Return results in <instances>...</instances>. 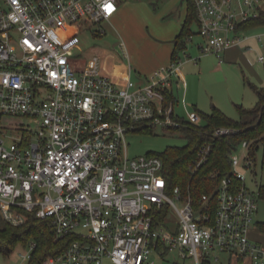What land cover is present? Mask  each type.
<instances>
[{
  "label": "built area",
  "instance_id": "2783aa9c",
  "mask_svg": "<svg viewBox=\"0 0 264 264\" xmlns=\"http://www.w3.org/2000/svg\"><path fill=\"white\" fill-rule=\"evenodd\" d=\"M195 1L199 47L222 62L223 52L246 39L238 26L261 0ZM118 7L119 0H0V118L35 124L29 130L0 120V213L13 224L35 213L49 220L56 241L73 237L44 264H157L176 249L195 264H211L218 252L264 264L263 245L250 235L261 190L238 170L254 165L250 141H242L245 159L231 154L232 175L219 183L215 205L210 194L196 202L171 187L160 154L130 156L129 132L199 124L203 116L175 112L174 85L185 80L180 57L145 83L132 78L131 65L121 81L102 70L100 55L78 59L83 34H105L102 23ZM211 147H199L195 167Z\"/></svg>",
  "mask_w": 264,
  "mask_h": 264
},
{
  "label": "rangeland",
  "instance_id": "374dc122",
  "mask_svg": "<svg viewBox=\"0 0 264 264\" xmlns=\"http://www.w3.org/2000/svg\"><path fill=\"white\" fill-rule=\"evenodd\" d=\"M259 5L264 7V0H261ZM186 14L185 0H119L116 17L112 22L106 20L102 23L106 30L105 34L94 35L90 31L83 34V50L78 59L85 60L100 55L102 70L116 80L128 77L131 65L132 78L136 82L145 83L147 70L153 67L167 47L170 48L173 44ZM94 27L100 25L96 24ZM192 30L197 32L187 38V46L179 51L185 80L178 88L175 86L177 96L175 112L187 117L192 110L211 113L214 106H217L228 116L238 119L239 105L251 108L257 103L258 95L251 83L264 86V61L259 60L261 55L264 56V24L240 29L239 34L246 36V39L242 45L230 47H235L232 55L223 52L222 62L215 53L203 52L200 49L199 44L204 42V38L199 34L198 23H192ZM122 45L127 55L124 54ZM0 120L2 124L22 123L26 126L25 129L35 128V124L24 117L4 115ZM201 123L204 124L203 120ZM127 142L130 156H135L150 152L160 154L171 146L187 145L189 138L182 130L160 124L151 130L129 132ZM235 152L242 159L248 155V150L242 143ZM238 170L245 176L249 188L255 192L261 190V187H264L263 148L260 146L256 150L252 168L240 165ZM177 218V213L172 211L170 222L174 223ZM261 222H264V198L259 196L258 210L250 235L253 239L261 241L264 248ZM31 241L32 238L29 239V242ZM29 242L18 243L9 254L0 250V264H27L29 258L23 254H29L31 251ZM213 256L220 258L219 262L213 264H229L228 254L218 252L212 254ZM235 263L236 261L232 262ZM240 263L251 264L249 258ZM104 264L114 263L106 259ZM157 264L195 263L193 257L188 255L184 258L176 249L169 251L164 259L158 258Z\"/></svg>",
  "mask_w": 264,
  "mask_h": 264
},
{
  "label": "trees",
  "instance_id": "16d2710c",
  "mask_svg": "<svg viewBox=\"0 0 264 264\" xmlns=\"http://www.w3.org/2000/svg\"><path fill=\"white\" fill-rule=\"evenodd\" d=\"M185 1L187 14L179 34L174 39L172 60L180 57L179 51L187 46V38L197 32L192 30V23L196 22L199 25L196 1ZM260 24H264L262 6L257 8L255 15L242 21L238 27L247 29ZM251 85L257 92V103L251 108L239 105L238 119L228 116L221 108L214 106L211 113H201L204 124L183 120L182 125L177 129L186 134L189 143L184 146H171L160 153L164 159L165 173L171 187L179 185L183 193L190 194L196 202L204 193L210 194L215 205L219 183L223 177L232 175L231 154L239 144L244 140L250 141L254 158L260 146L264 151V86L255 83ZM168 95L169 98H173L172 93ZM219 127L230 128L232 131L218 134L216 129ZM208 142L212 147L207 160L195 167L199 147ZM213 173L216 175L213 176ZM261 197L264 198V187H261ZM260 228L264 232V222L260 223ZM30 238H32L31 242H29ZM72 239V236H65L56 241L49 220L41 219L35 213H30L28 220L22 224H13L3 216L0 217V250L9 254L18 243H36L27 264H44L50 254L63 252Z\"/></svg>",
  "mask_w": 264,
  "mask_h": 264
},
{
  "label": "crops",
  "instance_id": "0c3cea01",
  "mask_svg": "<svg viewBox=\"0 0 264 264\" xmlns=\"http://www.w3.org/2000/svg\"><path fill=\"white\" fill-rule=\"evenodd\" d=\"M118 11H119V7H118V10L116 11V13H115L110 19H108L107 21L112 22L113 18L116 17ZM185 18H186V15L184 16V18H183L182 21H181L180 29H179V31L177 32L176 36H177V35L179 34V32H180L181 27H182V23L184 22ZM176 36L174 37V39L176 38ZM174 39H173V44L170 46V48L167 47L165 53L161 56V58L158 60V62H156V64H155L153 67H151L150 69L147 70V71H148V72H147L148 74L146 73V74H145V75H146L145 77L148 78L149 73H152L155 69H157V68H159V67H162V66H167V65H169V64L171 63V61H172V57H173V51H174V48H175V42H174ZM240 45H242V43H241ZM238 47H239V46H238ZM234 49H235V47H234V48H229V49H227V50L225 51V53H228V54L232 55V54L234 53V51H235ZM132 71H133V70H132ZM182 71H183V69H182ZM107 74H109V73H107ZM183 74H184V72H183ZM109 75H110V74H109ZM184 76H185V74H184ZM121 81H124V79L121 80ZM181 85H182V83H178V82H176V84L174 85V92H175V93H176L175 86L178 88V86H181ZM257 241H258V240H257ZM259 242L261 243V241H259ZM224 253H225V254H228V257H229V259H228L229 262H228V263H229V264H232L233 261H236L235 264H241L240 262H242L245 258H249V259H250V263H251V264H254V263H253V260H252V258H251L250 256L238 257V256L232 255V254L227 253V252H224ZM217 261H218V262L220 261L219 256H218V259H217V260H216V259H213V260L211 261V264H213V262H217ZM237 262H238V263H237Z\"/></svg>",
  "mask_w": 264,
  "mask_h": 264
}]
</instances>
